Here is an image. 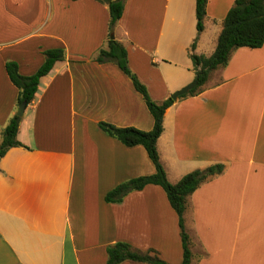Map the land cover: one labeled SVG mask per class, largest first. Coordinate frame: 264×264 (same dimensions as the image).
Returning <instances> with one entry per match:
<instances>
[{
	"label": "crops",
	"instance_id": "1",
	"mask_svg": "<svg viewBox=\"0 0 264 264\" xmlns=\"http://www.w3.org/2000/svg\"><path fill=\"white\" fill-rule=\"evenodd\" d=\"M196 1L126 0L111 35L127 48L131 70L157 102L193 81L184 72L170 78L163 64L178 54L183 59L184 50L190 58ZM235 1L208 0L196 54L215 52ZM145 4L164 5L151 44L130 30L146 29L140 13ZM146 12L145 20L155 21L154 11ZM109 25V7L97 0H0V144L20 107L6 64L16 62L20 73L30 76L44 64L45 51L66 52L27 106L18 134L25 147L10 149L0 162V264H107L108 247L123 241L143 252L154 249L171 264L183 261L180 237L176 257L162 252L168 236L156 215L178 216L161 187L149 185L119 204L105 201L119 184L156 172L143 146L126 147L99 128L100 122L144 131L154 127L131 79L114 63L94 61L110 38ZM212 32L216 40L210 46ZM185 67L192 70L193 63ZM164 126L158 148L172 183L183 176L172 179L169 167L174 173L186 164L225 165L222 175L188 198L186 228L204 249L193 254L192 264L264 262V46L234 51L200 94L167 110ZM214 228L220 240H213ZM253 238L261 245L259 254L236 253L252 247ZM230 245L234 253H227Z\"/></svg>",
	"mask_w": 264,
	"mask_h": 264
},
{
	"label": "trees",
	"instance_id": "2",
	"mask_svg": "<svg viewBox=\"0 0 264 264\" xmlns=\"http://www.w3.org/2000/svg\"><path fill=\"white\" fill-rule=\"evenodd\" d=\"M97 1L107 4L109 7L110 38L106 47L99 50L94 61L100 64H116L131 79L135 90L142 95L154 118V127L150 131L140 130L135 127H117L107 122L99 123V128L105 134L124 146L129 148L143 146L156 169V172L152 175L139 176L119 184L106 194L105 201L108 204H119L132 192L143 191L149 185L161 187L167 195L170 206L178 216L183 247V261L181 264H192L191 237L187 231L185 219L188 198L206 181L222 175L225 171V165L215 164L205 169H197L186 174L177 183L170 181L166 168L161 161L158 141L165 131L166 112L175 104V101L172 96L163 102L155 101L148 87L131 70L127 48L123 43L111 37L116 24L124 15L126 0ZM207 4L208 0L196 1L198 36L189 49L198 85L189 94L182 96L180 99L200 94L212 74L229 64L234 51L240 48L258 49L264 46V0H236L224 20L223 30L219 36L215 52L211 56L196 54L199 35L205 30ZM44 55L46 58L44 64L35 74L30 76L22 75L16 62H8L6 64L7 73L12 83L19 89V106L23 103H26L27 106L32 104L38 93L41 80L50 73L56 63L66 59V52L62 48L47 50ZM21 122L22 118L15 115L4 128L3 140L0 144V162L10 149L25 147L18 140ZM107 253V264H122L128 261L141 264H171L162 259L156 250L150 249L143 252L135 249L127 242H117L110 245Z\"/></svg>",
	"mask_w": 264,
	"mask_h": 264
},
{
	"label": "rangeland",
	"instance_id": "3",
	"mask_svg": "<svg viewBox=\"0 0 264 264\" xmlns=\"http://www.w3.org/2000/svg\"><path fill=\"white\" fill-rule=\"evenodd\" d=\"M135 5H137V2L135 3ZM153 10L154 11V15H155V21H151V20H145V17H147L146 16V14H147V12L146 11H149V10ZM146 10V11H145ZM140 13H141V16L142 17H144V18H142L141 17V19H142V26L143 27H145L146 29H143V30H141V31H138L135 27L133 28V27H130V30L132 31V32H134V33H140L141 35H143V36H146V42L148 43V44H151V41L153 40V37H155L156 36V30H158V24L162 21V18H163V13H164V5H161V6H159V5H155V7L154 8H151V7H149V5H144L143 7L141 6V9H140ZM196 19H197V16H196ZM168 24V19H167V21H166V25ZM166 25H165V27H166ZM196 28H197V26H196ZM166 34H167V37H168V26L166 27ZM196 34H197V36H198V32H196ZM202 34V33H201ZM200 34V35H201ZM200 35H199V38H200ZM197 36L195 37V39L197 38ZM216 35L212 32V33H209V35H208V38H209V45L210 46H212V44H213V42L216 40L215 37ZM166 39V38H165ZM194 39V40H195ZM194 42V41H193ZM192 42V43H193ZM198 42H199V39H198ZM165 41L163 40V42H162V48L164 47L165 48ZM190 49V48H189ZM163 52H164V50L163 49H161ZM165 51H168V48H166L165 49ZM206 52H208V49L206 48V49H204V51H202V53H206ZM180 53V52H179ZM165 55H166V53H165ZM164 55V56H165ZM168 55V54H167ZM181 55L183 56V59H181V56H180V54H178V56L177 57H173V59H170V60H172V62L173 63H170V64H163V69L165 70V69H168V74H170L169 76H170V78L171 77H173V78H176V74H177V76L179 75V73L180 72H184V74H186L187 76H189V78H191V80H193L191 83H193L195 80H196V73H195V71L192 69V70H187V68L185 67V65H188V64H190V65H192V61L190 60V58H189V56H188V54H187V51H182L181 52ZM168 59H169V57H167ZM189 71V72H188ZM190 83V84H191ZM189 85V84H188ZM187 85V86H188ZM186 87V86H185ZM184 87V88H185ZM183 89V88H182ZM182 89H180V90H182ZM179 90V91H180ZM176 92H178V91H176ZM176 92H174L173 93V95L176 93ZM163 102V101H162ZM19 111V110H18ZM150 116H151V118H152V115L151 114H149ZM153 119V118H152ZM153 129V128H152ZM151 129V130H152ZM148 160V162L149 163H151L150 162V160H149V158H147ZM152 165V164H151ZM203 166H201V165H184V166H180V167H178L179 168V170L176 172H174V173H171L172 172V170H171V168L169 167V169H170V174H171V178L173 179L174 178V180H176L177 178V180H179V178H181L182 176L184 177L186 174H188V173H190V172H192V171H194V170H197V169H200V168H202ZM182 177V178H183ZM163 193H165L164 192V190L162 189V188H159ZM165 195H166V193H165ZM167 196V195H166ZM168 206H170L169 205V201H168ZM164 216H165V218L162 220L160 217H159V214H157L156 215V220H157V225H162L161 227L165 230V233H166V235L168 236V244H167V247H165L164 245V247L166 248V249H164L162 252H163V254L166 256V257H168V258H174V257H176V248H177V240L179 239V237H180V246L182 245V238H181V230H180V227H179V222H178V220H174L173 219V217H172V215L169 213V211H168V214H164ZM154 218V217H153ZM218 218H221V216H219ZM159 220H160V222H159ZM217 225V224H216ZM213 227H216L215 226V224L214 225H212ZM218 229H219V227H218ZM220 230V229H219ZM212 232H214V233H212V234H214V236H213V240H220L221 239V236H220V234H219V232L214 228V229H212ZM193 236V235H192ZM192 239H191V249H192V252H193V254L195 255V256H198L199 254H203L204 253V249H203V246L201 245V244H199V242L198 241H195V240H193V237H191ZM124 242V241H123ZM156 242L157 243H161V241H160V239H157L156 240ZM183 248V247H182ZM226 249H227V253H234L235 251L232 249L233 248V246L232 245H230V246H228V247H225ZM260 248H261V245L259 244V241L256 239V238H253V240H252V247H249L248 246V249L247 248H244V249H238L237 250V254H252V255H257V254H259V252H260ZM231 249V251H229ZM254 263H258V264H264V262H259V261H257V262H255L254 261Z\"/></svg>",
	"mask_w": 264,
	"mask_h": 264
},
{
	"label": "water",
	"instance_id": "4",
	"mask_svg": "<svg viewBox=\"0 0 264 264\" xmlns=\"http://www.w3.org/2000/svg\"><path fill=\"white\" fill-rule=\"evenodd\" d=\"M114 39V36L112 37ZM198 85V80H195L193 83L189 84L188 86H186L185 88H183L182 90L176 92L174 95H172V98L175 102L179 101V99L184 96L189 94V92L191 90H193L196 86ZM27 109V104L23 103L20 107H19V111L17 112V116L23 118L25 111Z\"/></svg>",
	"mask_w": 264,
	"mask_h": 264
}]
</instances>
